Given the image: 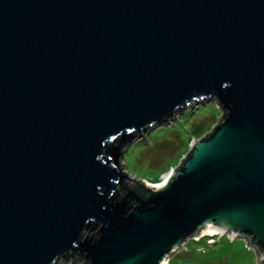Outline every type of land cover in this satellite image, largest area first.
Listing matches in <instances>:
<instances>
[{
    "label": "water",
    "instance_id": "water-1",
    "mask_svg": "<svg viewBox=\"0 0 264 264\" xmlns=\"http://www.w3.org/2000/svg\"><path fill=\"white\" fill-rule=\"evenodd\" d=\"M215 97L168 179L129 178ZM212 228L264 264V0H0V264H168Z\"/></svg>",
    "mask_w": 264,
    "mask_h": 264
},
{
    "label": "rangeland",
    "instance_id": "rangeland-1",
    "mask_svg": "<svg viewBox=\"0 0 264 264\" xmlns=\"http://www.w3.org/2000/svg\"><path fill=\"white\" fill-rule=\"evenodd\" d=\"M218 99L189 107L175 115L166 124L153 128L133 140L124 151L123 162L129 178L149 183H159L176 167L189 151L193 139H198L218 123L221 117ZM209 242L217 241L214 244ZM203 239V240H201ZM187 249L176 251L168 264H256V250L246 246L245 239H231L227 234L220 238L211 231L198 239L189 238L183 243ZM202 262V263H201ZM206 262V263H203ZM58 264H81L73 259Z\"/></svg>",
    "mask_w": 264,
    "mask_h": 264
},
{
    "label": "trees",
    "instance_id": "trees-1",
    "mask_svg": "<svg viewBox=\"0 0 264 264\" xmlns=\"http://www.w3.org/2000/svg\"><path fill=\"white\" fill-rule=\"evenodd\" d=\"M132 187H136V185H137V183H135V184H130ZM139 190V192L140 193H142V194H145L146 192L144 191V189L143 188H140V189H138ZM207 238V237H206ZM201 240H203V239H201ZM206 241H207V243L208 244H216L217 243V241H213V242H209V238H207L206 239ZM71 259H73V261L74 262H81V264H88L87 262H85L82 258H79V257H73V258H71ZM70 260V259H69ZM190 263H193V264H197L198 263V261L195 259V257L194 258H191V259H189L188 260ZM202 263V262H201ZM203 263H206V262H203Z\"/></svg>",
    "mask_w": 264,
    "mask_h": 264
},
{
    "label": "bare ground",
    "instance_id": "bare-ground-1",
    "mask_svg": "<svg viewBox=\"0 0 264 264\" xmlns=\"http://www.w3.org/2000/svg\"><path fill=\"white\" fill-rule=\"evenodd\" d=\"M170 176V174L169 175H167L166 177H165V179L164 180H166V179H168V177ZM157 185H159V184H157ZM210 231L212 232V233H214V232H216L217 230L216 229H214V228H212V229H210Z\"/></svg>",
    "mask_w": 264,
    "mask_h": 264
},
{
    "label": "built area",
    "instance_id": "built-area-1",
    "mask_svg": "<svg viewBox=\"0 0 264 264\" xmlns=\"http://www.w3.org/2000/svg\"><path fill=\"white\" fill-rule=\"evenodd\" d=\"M214 234H219V236H220V238L222 237V236H224L223 234H221V233H215L214 232ZM226 235V234H225ZM235 239V238H234Z\"/></svg>",
    "mask_w": 264,
    "mask_h": 264
}]
</instances>
